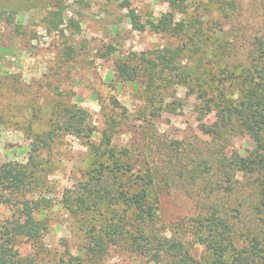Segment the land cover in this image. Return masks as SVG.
Wrapping results in <instances>:
<instances>
[{
    "label": "rangeland",
    "instance_id": "obj_1",
    "mask_svg": "<svg viewBox=\"0 0 264 264\" xmlns=\"http://www.w3.org/2000/svg\"><path fill=\"white\" fill-rule=\"evenodd\" d=\"M184 4L176 21L190 31L170 36L148 27L136 31L127 18L133 11L141 23L157 21L170 11L167 0H0V11L15 12L0 17V166L25 164L33 146L46 139L33 153L40 178L33 196L51 201L36 214L46 220L47 230L38 248L16 239L22 259L31 264H151L124 239L133 213L111 201L113 193L147 172L153 176L148 198L156 207L157 234L183 243L200 261L207 251L198 242L195 221L217 209L234 227L235 246L247 243L254 216L248 190L239 188L249 182L236 173L235 191L229 193L220 164L246 155L254 143L237 126L220 137L205 134L202 124L218 128V109L205 113L200 107L218 86L227 100H237L233 78L256 38L264 36V0ZM193 30L201 32L191 46L187 40ZM166 49L183 50L177 64L188 73L184 82L167 76L170 84L164 87V75L119 82L114 64L120 58L153 57ZM71 106L87 112L92 135L79 138L61 129L49 140L46 134L61 125ZM104 132L117 151L129 150L131 173L111 170V161L85 143L103 150ZM99 169L98 205L86 212L69 207L68 196L74 200ZM12 216V208L0 205V224ZM111 220H118L123 235L93 259L90 235Z\"/></svg>",
    "mask_w": 264,
    "mask_h": 264
},
{
    "label": "trees",
    "instance_id": "obj_2",
    "mask_svg": "<svg viewBox=\"0 0 264 264\" xmlns=\"http://www.w3.org/2000/svg\"><path fill=\"white\" fill-rule=\"evenodd\" d=\"M167 1L170 11L161 14L157 21L146 20L145 23H141L140 18L133 11H129L127 18L132 29L141 32L148 27L155 33L170 36L186 34L190 31L189 26L183 21H176V15L181 14L185 9V0ZM35 7L32 6L30 9ZM13 14L14 11L7 9L0 11V17L4 15L9 17ZM200 32L201 30H193L188 36L187 41L191 46L196 45L193 38L198 42L197 36ZM254 45L253 51L241 65L238 76L233 78V84L238 91L237 100L235 102L227 100L218 86L213 91L212 97L200 107V111L204 110L205 113L213 111V108L218 109L216 112V117L219 119L218 128L202 124L201 130L205 134L220 137L223 130L230 131L237 126L254 143L253 150L246 155H232L225 162L221 160L220 164L224 170V181L228 185L229 193L235 191L233 178L236 173L241 174L242 178L249 182L239 188L248 190L250 199L248 206L254 216V224L245 238L247 243L239 248L235 246L234 227L225 216H220L217 209L195 221L198 242L207 251L206 256L200 261L190 254L183 243L157 234L153 229L156 207L148 198L149 187L153 185V176L147 172L143 176H136L128 187L123 186V190L120 189L111 195L114 205L122 204L125 206L124 212L133 213L131 231L123 235L120 225L117 224L118 220L107 222L90 235L96 254H92L91 258H100L106 253L107 245H115L123 235L125 240H130L128 242L133 251L146 257L151 264H264V36L256 38ZM182 51L166 49L155 53L153 57L120 58L114 64L117 78L121 83H133L142 75L148 81L164 75L162 80L164 87L170 84L168 79L171 77H179L184 82L188 73L184 74L177 64V58ZM66 113L61 125L56 124V128L49 131L46 137L50 140L55 130L64 129L76 137L89 139L93 131L88 123L87 112L71 106ZM43 142H46L45 138L42 139L41 144H44ZM85 143L95 155L106 157L111 161V170L121 171V174L132 172L129 150L122 148L117 151L111 146L108 133H103L101 141L103 150L89 142ZM41 144L36 143L33 146L25 164L6 162L0 166V205L13 209L11 219L0 224V264H31L30 261L19 256L15 249L16 239L22 237L34 248H38L42 235L47 230L46 220L36 218V214L41 209L50 207L51 201L33 196V192L40 184L33 153L38 151ZM123 157L126 160H122ZM102 179L103 172L99 169L96 178L87 182L84 189L75 195L74 200L68 196L69 207L75 206V211L80 212L96 207L102 196L99 188ZM104 193L110 195L109 191ZM95 229L93 228L92 231L94 232Z\"/></svg>",
    "mask_w": 264,
    "mask_h": 264
}]
</instances>
